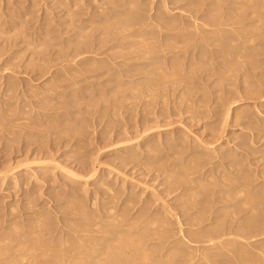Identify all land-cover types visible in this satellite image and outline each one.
<instances>
[{
  "label": "rangeland",
  "instance_id": "374dc122",
  "mask_svg": "<svg viewBox=\"0 0 264 264\" xmlns=\"http://www.w3.org/2000/svg\"><path fill=\"white\" fill-rule=\"evenodd\" d=\"M262 189L264 0H0V264H264Z\"/></svg>",
  "mask_w": 264,
  "mask_h": 264
},
{
  "label": "bare ground",
  "instance_id": "6f19581e",
  "mask_svg": "<svg viewBox=\"0 0 264 264\" xmlns=\"http://www.w3.org/2000/svg\"><path fill=\"white\" fill-rule=\"evenodd\" d=\"M154 86H155V85H153V86H151V87H154ZM134 158H135V156H134ZM149 165H151V164H149ZM65 170H66V169H65ZM206 171H207V170H206ZM213 171H214V170H213ZM68 173L71 174L72 172H69V171H68ZM72 174H73V173H72ZM205 174H206V172H205ZM230 176H232V175H230ZM212 177H213V176H212ZM227 177H228V174H227ZM227 177H226V178H227ZM233 177H234V176H233ZM247 177H249V176H247ZM180 178H181V177H180ZM180 178H179V179H180ZM203 178H204V177H203ZM210 178H211V177H210ZM228 178H229V177H228ZM243 178L245 179V176H244ZM243 178H242V179H243ZM199 179H200V178H199ZM244 179H243V182L245 183ZM249 179H250V178H249ZM190 180H191V179H190ZM245 180L248 181L247 184H248V183L250 184L248 178H246ZM191 181H193V180H191ZM241 181H242V180H241ZM243 182H242V183H243ZM242 183H241V184H242ZM244 183H243V185L240 184V185L242 186L243 189H245V188L243 187V186H245ZM187 188H188V187H187ZM190 188H191V187H190ZM240 188H241V187H240ZM246 188H248V187H246ZM186 190H187V189H186ZM190 190H191V189H190ZM223 190H225V189H223ZM226 190H227V189H226ZM231 190H232V188H231ZM242 191H243V190H241V191H240L241 193H239V194H240V195H239L240 197H242L241 194L244 195V194H243L244 192H242ZM262 191H264V189H262ZM262 191H260V194H261ZM221 192H222V190H221ZM224 192H225V191H224ZM258 192H259V191H258ZM258 192H257V193H258ZM227 193H228V192H227ZM231 193H232V192H231ZM235 193H236V192H235ZM237 193H238V192H237ZM237 193L235 194V196L238 195ZM262 193H263V192H262ZM255 195H256V194H254V197H255ZM248 196H249V195H248ZM248 196L246 195V200H247ZM251 196H252V197H249L248 201H249L250 199H252V198L254 199L253 195H251ZM259 196H260V195H259ZM259 196H258V197H259ZM244 197H245V196H244ZM258 197H256V199H257ZM191 198H192V197H190V199H189V198L187 197L188 200H192ZM232 198H233V197H232ZM234 198H235V197H234ZM244 199H245V198H244ZM253 199H252V200H253ZM246 200H245V201H246ZM254 200H255V199H254ZM243 201H244V200H243ZM250 202H251V200H250ZM250 202H247L248 204H247V203H244V202H243V203H244V205H245V204L249 205ZM254 202H255V201H254ZM252 203H253V202H252ZM254 204H255V203H254ZM110 209H111V208H110ZM110 209H109V210H110ZM256 210H257V209H256ZM83 212H84V214L87 213V212H85V211H83ZM142 214H143V213H142ZM161 214H162V213H161ZM161 214H159V215H161ZM163 214H164V213H163ZM88 215H90V216H88V219H89V218L91 217V214H88ZM157 215H158V214H157ZM84 216H85V219H86L87 214H85ZM92 216H94V214H93ZM97 216H98V215H97ZM139 216H140V215H139ZM143 216H144V215H143ZM143 216H142V217H143ZM193 217H194V216H193ZM92 218L94 219V218H96V216H94V217H92ZM107 218H108L107 220H109V219L111 220L113 217H110V218L107 217ZM115 218H117V217L115 216ZM148 218H149V216H148ZM154 218H155V217H154ZM161 218H162V217H161ZM161 218H160L159 220H161ZM196 218H197V217H196ZM105 219H106V218H105ZM105 219H104V220H105ZM119 219H120V218H119ZM119 219H118V220H119ZM151 219H152V218H151ZM155 219H156V218H155ZM157 219H158V217H157ZM198 219H199V218H198ZM198 219H197V220H198ZM94 220H95V219H94ZM110 220H109V221H106V222H111ZM146 220H147V218H146ZM146 220H145V221H146ZM149 220H150V219H149ZM153 220H154V219H152V221H153ZM192 220H193V219H192ZM194 220H195V217H194ZM197 220L193 221L194 223H189V224H195V225L197 224V225H198V223H200L201 219H200V221H199L198 223L196 222ZM251 220H252V219H251ZM112 221H114V219H112ZM147 221H148V220H147ZM154 221H155V220H154ZM247 221H248V220H247ZM247 221H245V222L247 223ZM249 221H250V220H249ZM249 221H248V222H249ZM123 222H124V221H123ZM150 222H151V220H150ZM157 222H159V221L157 220ZM189 222H191V220H190ZM95 223L97 224L96 221H95ZM111 223H112V222H111ZM125 223H126V221H125ZM125 223H123V224H125ZM142 223H143V222H142ZM155 223H156V222H155ZM155 223H154V224H155ZM249 223H250V222H249ZM96 224L93 225V226H94V227H95V226H99V227H97V228L99 229V228H100V224H99V223H98L99 225H96ZM102 224H103V223H102ZM121 224H122V223H121ZM127 224L129 225V222H127ZM108 225H109V224H108ZM152 225H153V224H152ZM246 225L248 226V225H250V224H244L243 226H244V227H247ZM119 226H120V225H119ZM192 226H193V225H192ZM215 226L218 227V224H216ZM243 226L240 228V231H242V235H243V233H244L243 230H242V229H243ZM251 226H252V223H251ZM253 226H254V224H253ZM121 227H122V226H121ZM39 228H41V227H39ZM92 228H93V227H92ZM214 229H215V231H214ZM38 230H40V229H38ZM42 230H43V229H41V230L39 231V233H40ZM113 230H114V229H113ZM115 230H116V229H115ZM144 230L146 231V229H144ZM149 230H150V229H148V231H146V232H149ZM198 230H199V229H197V231H198ZM211 230H213L214 232H217V231H218L216 227L213 228V229H211ZM96 231H97V230H96ZM116 231H117V230H116ZM155 231H156V230H155ZM193 231L195 232V230H193ZM193 231H192V230H191V231L189 230V232H190L192 235L188 232V233L191 235V236H190V237H191V240H190V241H193V242H194V241H195V242H196V241H199L201 237H203V238H202V241L206 238L205 241H203V243H205L206 241H208V243H209L210 240H212V237H211V233H212V231H211V233H208V232H207L208 230H207V231H206L207 234H206V232L204 231V233H205L204 235H203V231H200V232H201L200 235H199L197 232H195V233H196V234H195ZM36 232H37V231H36ZM36 232H35V233H36ZM118 232H119V230H118ZM150 232H151V230H150ZM156 232H158V231H156ZM156 232H154V233L156 234ZM160 232H161V231H160ZM181 232H182V231H181ZM200 232H199V233H200ZM263 232H264V231H262V234H263ZM32 233H34V232H32ZM35 233H34L33 235H31V236H32V238L34 237V239L37 237V241H38V237H39L40 235H39L38 232H37L36 234H35ZM120 233H121V231H120ZM162 233H163V232H162ZM193 233H194V234H193ZM220 233H221V232H220ZM222 233H223V232H222ZM238 233H239V232H238ZM240 233H241V232H240ZM123 234H124V233H123ZM157 234H158V233H157ZM157 234H156L155 236H159V237H161L160 235H162V234H160V233H159L160 235H157ZM182 234H183V233H182ZM186 234H187V232H186ZM212 234H213V233H212ZM215 234H216V233H215ZM215 234H214V235H215ZM223 234H224V233H223ZM260 234H261V233H260ZM128 235H130V234H128ZM128 235H127V236H128ZM133 235H134V234H133ZM139 235H141V234H139ZM214 235H213V236H214ZM217 235H219V231H218ZM239 235H241V234H239ZM242 235H241V236H242ZM143 236H144V235H143ZM219 236H220V235H219ZM221 236H223V235H221ZM28 237H30V236H27V238H28ZM118 237H119V234H118ZM118 237H117V238H118ZM124 237H125V236H124ZM134 237H135V236H133V239H134ZM140 237H141V236H140ZM159 237H156V238H159ZM186 237H187V236H186ZM188 237H189V236H188ZM188 237H187V238H188ZM197 237H200V238H197ZM216 237H217V236H215V239H216ZM27 238H26V239H27ZM32 238H30V240H31ZM117 238H116V241H117ZM130 238L132 239V235H131ZM136 238H137V237H136ZM151 238H152V237H151ZM184 238H185V236H184ZM217 238H218V237H217ZM118 239H119V242H120V237H119ZM122 239H123V238H122ZM124 239H125V240H128V241H125V243H126V242L129 243V239H126V238H124ZM138 239L140 240L141 238H138ZM197 239H199V240H197ZM213 239H214V237H213ZM11 240L14 241V239H11ZM28 240H29V239H28ZM30 240H29V241H25L26 243H27V242H28V243L30 242L29 244L32 243V245H29V246H33L32 248L29 247L30 249H29L28 251H27V247H28L27 245H28V244H26L25 242L22 243V244L25 243L24 246H27V247H25V250H24V251H27V254H25V252L23 253V249H24V246H23V245H22L21 249L19 248V247L21 246L20 243H19V246H18V247L16 246V250L19 248V249L21 250V251L19 250L21 253L18 252V250H17L16 256H19V257H18L19 259L16 258V260H15V261H12V263H10V264H23V263L25 264L26 262H27V264H28V263L32 264L33 261H34L33 264H36L37 262H38V264H40V263H39L40 256H41V258H42V256H43L45 253H46V255H45L46 257H48V256L51 255V259L48 257V260H49V261H48V260L46 259V257H45L46 261H40L41 263L43 262L42 264H46V263H47V264H54V262H55V264H86V262H84L83 260H80V259H79V258L83 255L82 252H81V254H80V257H79V253H80L79 251L77 252V253H78V256H76V254H75L74 252H73V253H74L75 255H71V254H72V252H71L72 247H71V249L68 250V251L71 252V253H70V256H71V257L69 256V252H67V255H68L69 257L66 256V255L64 254V252L62 253L61 251H60L59 253H61L62 255H60L59 253H58V255H57L56 252H57L58 250L56 251V250L53 248V249L56 251V252H55V253H56V259H54V258H55V253H53L54 255L51 253V252H53L54 250H50V251H51V252H50V251H49V248H48V247H47V248L45 247V246H46L45 244H41V243H39V244H41V246H42V245L44 246V248H43V247H42V248H43L45 251H47V249H48V251H49V252H45L44 254H40V253H43V252H41L43 249L41 250V247H40L38 244H37V247L34 248L35 246L33 245V242H31ZM39 240H40V239H39ZM139 240H138V241H139ZM188 240H189V239H188ZM90 241H91V240H90ZM90 241H89V242H90ZM116 241L114 242V241L111 240V242H112V243H110L111 245H110L109 243H108L109 245H106V246H112V245L114 244L113 246L116 247V248L114 249V250H115V251H114L115 253H113V258H110V257H109V256L112 254L111 252H113V251H108V252H107L108 247H107V250H106V247H104L105 250H106V252L103 251L104 249H100V250H102L105 254H106V253L108 254V253L110 252V254H108V255L106 254V255H107L108 258H110L111 260H112V259H115L114 256H117V254H118L116 251H119V249L117 248V247H118V244H117V246H116ZM135 241H136V240H135ZM38 242H40V241H38ZM131 242L133 243L132 240H131ZM200 242H201V240H200ZM35 243H37V242H35ZM92 243H93V242H92ZM94 243H95V241H94ZM94 243H93V244H94ZM121 243H122V244H121ZM121 243H119V246H121V245L123 246V242H122V241H121ZM135 243H136V242H135ZM135 243H133V244H135ZM137 243H138V242H137ZM197 243H199V242H197ZM201 243H202V242H201ZM130 244H131V243H130ZM133 244H132V245H133ZM138 244H139V243H138ZM138 244H135V245H138ZM141 244H143V243H141ZM183 244H184V242L182 243V246H181V244H180L181 247L179 246V248L182 249ZM186 244H187V243H186ZM90 245H91V243H90ZM94 245H95V244H94ZM139 245H140V244H139ZM139 245H138V247L141 246V245H140V246H139ZM144 245H145V244H144ZM144 245H143V246H144ZM38 246H39V248H38ZM128 246H129V245H128ZM130 246H131V245H130ZM73 247H74V246H73ZM89 247H93V246H89ZM95 247H96V246H95ZM124 247H125V246H124ZM124 247H119V248H122V249H123ZM203 247H204V246H203ZM75 248H78V247L75 245ZM86 248H87V247H86ZM86 248L84 247V249H86ZM109 248H110V247H109ZM130 248H131V247H130ZM174 248H175V247H174ZM174 248H172V249L170 250V253H169L168 255H166L165 260H166V259H167V261L173 260L174 257H172V259H171L170 257L173 256V255L175 256L176 253H177L176 251H173ZM87 249H88V248H87ZM87 249H86V250H87ZM93 249H94V248H93ZM93 249L91 248V254H92V252H93V254H96V252L98 251V250H97L98 247H97V249H96L97 251H96L95 253H94V250H95V249H94V250H93ZM110 249H112V248H110ZM116 249H118V250H116ZM151 249H152V248H151ZM243 249H244V248H243ZM16 250H15V252H16ZM40 250H41V251H40ZM80 250H83V249H80ZM86 250H85V251H86ZM88 250H90V248H89ZM92 250H93V251H92ZM100 250H99V251H100ZM178 250H180V249H178ZM39 251H40V252H39ZM83 251H84V250H83ZM99 251H98V252H99ZM102 251H101V253L104 255V253H103ZM125 251H126L125 253H126L127 255H129V257H128V258H127V257H124V258L128 259V261H120L121 258H123L122 256H126V255L124 254V255H122L121 257H119L120 260H118V262H117L116 260H114L115 263L117 262L116 264H136V263L134 262V261H137V260H135V258H136V257L139 258L138 255H140V254H138V251H135V249H134L135 252L132 251V250H131L132 252H131V251H128V250H125ZM140 251H141V253H142V254L140 255V256H142V257H141L142 259H141L140 261L143 260V261H144V264H145V262L147 263V261H148V259H149V257L147 258V256H148L147 252H148V251L145 250L144 252H142L141 248H140ZM149 251H150V250H149ZM167 251H169V249H168ZM167 251H165V252H167ZM240 251H242V250H240ZM75 252H76V251H75ZM98 252H97V254H99ZM153 252H154V248H153ZM159 252H160V251H159ZM179 252H180V251H179ZM18 253H19V254H18ZM35 253H38V255H37L36 257L34 256V255H36ZM47 253H48V254H47ZM49 253H51V254H49ZM65 253H66V251H65ZM116 253H117V254H116ZM136 253H137V254H136ZM167 253H168V252H167ZM242 253H243V252H242ZM87 254H88V253H87ZM89 254H90V251H89ZM114 254H116V255H114ZM149 254H150V253H149ZM154 254H155V253H154ZM156 254H158V253L156 252ZM180 254H181V253H180ZM182 254H183V253H182ZM243 254H244V253H243ZM14 255H15V253H14ZM14 255H12V256H14ZM64 255H65V256H64ZM103 255H98L97 257H100V256L104 257L105 255H104V256H103ZM136 255H137V256H136ZM160 255H162V254H160ZM163 255H164V253H163ZM177 255H178V253H177ZM53 256H54V257H53ZM84 256H87V255H84ZM95 256H96V255H95ZM107 256H106V260H107ZM111 256H112V255H111ZM178 256H179V255H178ZM52 257H53V258H52ZM66 257H67V258H66ZM88 257H89V258H92V256H91V257H90V256H87V257H84V258H83V256H82L81 259L87 260L86 258H88ZM102 257H101V258H102ZM132 257H135V258L133 259ZM204 257L206 258V256H204ZM65 258H66V260H65ZM69 258H70V259H69ZM94 258L97 259L96 257H93V259H94ZM104 258H105V257H104ZM119 258H118V259H119ZM124 258H123V259H124ZM130 258H131L132 260H130ZM161 258H162V257H161ZM161 258H160V259H161ZM163 258H164V256H163ZM14 259H15V257H14ZM42 259L45 260V259H44V256H43ZM52 259H54V260H52ZM61 259H64V260H63L64 263H61V262H62ZM123 259H122V260H123ZM126 259H124V260H126ZM139 259H140V258H139ZM168 259H170V260H168ZM174 259H175V258H174ZM17 260H19V261H17ZM35 260H38V261L36 262ZM40 260H41V259H40ZM58 260H59V261L61 260V262H57ZM99 260H100V259H99ZM99 260H98V261L95 260V261L98 262L97 264H102V262L99 263ZM108 260H109V259H108ZM108 260H107V261H108ZM129 260H130V261H129ZM87 261H90V262H91L92 260H91V259H88ZM112 261H113V260H112ZM112 261H111V262H112ZM161 261H163V259H162ZM35 262H36V263H35ZM45 262H46V263H45ZM92 262H94V261H92ZM92 262H91L90 264H94V263H95V262H94V263H92ZM109 262H110V260H109ZM109 262H104V263H106V264H112L111 262H110V263H109ZM164 262H166V261H164ZM87 263H88V262H87ZM113 263H114V262H113ZM149 263H150V260H149ZM161 263H162V262H161ZM172 263H173V262H171V264H172ZM88 264H89V263H88ZM95 264H96V263H95ZM162 264H163V263H162ZM164 264H165V263H164ZM166 264H170V262H169V263L167 262Z\"/></svg>",
  "mask_w": 264,
  "mask_h": 264
}]
</instances>
